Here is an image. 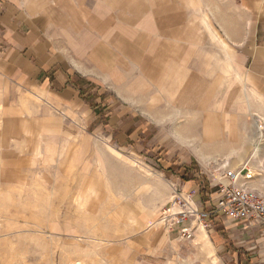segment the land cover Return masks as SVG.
<instances>
[{
	"label": "rangeland",
	"instance_id": "rangeland-1",
	"mask_svg": "<svg viewBox=\"0 0 264 264\" xmlns=\"http://www.w3.org/2000/svg\"><path fill=\"white\" fill-rule=\"evenodd\" d=\"M262 1L175 0L186 9L187 70L208 74L231 68L234 78L225 89L245 95L252 122L264 106L240 76L247 69L240 37L251 35V22H245ZM222 81L216 80L215 89ZM162 112L164 122L154 129L167 137L152 147L146 146L145 134L141 145L134 142L129 148L130 142L119 144L115 134L107 137L110 130L95 126L74 127L51 147L33 129L25 138H0V264H250L249 251L238 255L241 247L226 240L230 231L224 223L208 217L224 163L232 171L243 169L244 176L248 168L252 175L243 183L264 195V130L247 143L245 138H185L178 143L179 128L191 121L181 120L173 107ZM223 133L226 128H215L214 134ZM256 145L260 152L255 155ZM169 148L184 153V160L193 155L199 161L205 210L189 196L186 201L176 194V158L170 170L161 164ZM192 210L208 217L202 220Z\"/></svg>",
	"mask_w": 264,
	"mask_h": 264
},
{
	"label": "crops",
	"instance_id": "crops-1",
	"mask_svg": "<svg viewBox=\"0 0 264 264\" xmlns=\"http://www.w3.org/2000/svg\"><path fill=\"white\" fill-rule=\"evenodd\" d=\"M153 1L0 0V138H25L33 129L51 147L74 127L95 126L110 130L107 137L115 134L119 144L130 142L129 148L141 145L145 134L146 146L152 147L167 137L154 127L163 124L162 111L171 107L181 120L191 121L179 128L178 143L185 138H245L247 143L257 131L262 135L264 109L258 121H250L245 95L225 89L234 78L229 66L208 74L187 70L185 6L175 0L154 6ZM251 15L245 22H251V35L240 37L247 65L240 76L264 106V0ZM219 78L224 81L215 89ZM217 126L227 133L214 134ZM258 152L260 145L253 153ZM168 154L161 164L170 170L176 158L182 174L174 183L176 194L205 210L199 161L193 155L184 160V153L170 148ZM208 218L224 223L230 231L226 240L241 247L238 255L249 251L246 261L264 264L257 227L214 213Z\"/></svg>",
	"mask_w": 264,
	"mask_h": 264
},
{
	"label": "built area",
	"instance_id": "built-area-1",
	"mask_svg": "<svg viewBox=\"0 0 264 264\" xmlns=\"http://www.w3.org/2000/svg\"><path fill=\"white\" fill-rule=\"evenodd\" d=\"M226 163L221 165L224 169L223 178L221 177L219 187L213 200V213L224 218H231L237 222H248L258 225L260 236L264 240V195L255 192L247 187L242 179L251 177L249 169L242 174L243 169H226ZM224 182H221L222 180ZM191 214L205 220L208 217L206 213H199L192 210ZM186 229L183 230L185 233ZM182 232V233H183Z\"/></svg>",
	"mask_w": 264,
	"mask_h": 264
}]
</instances>
